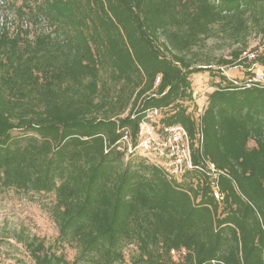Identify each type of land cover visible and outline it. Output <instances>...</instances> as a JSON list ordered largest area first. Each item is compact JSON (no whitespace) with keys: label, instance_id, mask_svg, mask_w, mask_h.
Segmentation results:
<instances>
[{"label":"trees","instance_id":"trees-1","mask_svg":"<svg viewBox=\"0 0 264 264\" xmlns=\"http://www.w3.org/2000/svg\"><path fill=\"white\" fill-rule=\"evenodd\" d=\"M3 2L28 29L0 36V189L51 196L57 230L54 252L25 240L34 262L264 264V86L218 69L250 65L246 50L264 65V0ZM219 33L229 54L197 64L194 49ZM195 73L210 74L203 90ZM205 90L198 114L191 95ZM152 109L201 137L224 174L220 201L204 174L171 181L121 149Z\"/></svg>","mask_w":264,"mask_h":264},{"label":"built area","instance_id":"built-area-1","mask_svg":"<svg viewBox=\"0 0 264 264\" xmlns=\"http://www.w3.org/2000/svg\"><path fill=\"white\" fill-rule=\"evenodd\" d=\"M1 1L0 0V4ZM0 7V36L6 35L14 37L21 35L23 31L28 29L26 21L15 22V20L4 13V2ZM255 53L246 50L241 54L240 60L249 63L246 71L251 74L245 81V87L251 85L264 86V70L255 62ZM228 67L218 68L222 73L226 74ZM232 84H239L240 80L229 78ZM159 83V78L155 84ZM207 90L200 94L193 93L191 102L196 106L197 113L201 114L203 109V100ZM163 111L152 109L145 112L143 118L139 122L137 130V144L135 148L131 147L130 135L128 131H124L119 144L126 155L135 152L139 156L147 159L150 163L159 165L166 177L171 181H180L185 174L194 171L198 174H204L212 187V196L215 200L220 201L222 194L219 192L217 182L223 173L216 170L214 164L205 160L201 155V137L199 141L192 144L188 132L179 125L162 124ZM196 161V162H195Z\"/></svg>","mask_w":264,"mask_h":264},{"label":"rangeland","instance_id":"rangeland-1","mask_svg":"<svg viewBox=\"0 0 264 264\" xmlns=\"http://www.w3.org/2000/svg\"><path fill=\"white\" fill-rule=\"evenodd\" d=\"M9 2L11 4L12 0ZM2 3L1 1L0 7L4 6ZM16 4L18 5L19 2ZM3 11L5 13V8ZM8 15L11 14L8 12ZM258 38L254 32H251L247 38V48L253 49L260 44ZM229 42L221 33L212 36L206 39L200 47L194 49V59L197 60V64L209 62L214 64L219 58L229 54L231 49ZM209 75L198 73L195 79L191 75L189 78L198 82L199 85L195 89L203 90L206 88L205 82L210 77ZM51 200V196L0 189V264H36L24 246L25 240L32 236L52 246L50 248L52 252L57 251L58 248L54 246L57 230L49 216ZM65 252L66 258L71 260L73 252L68 249ZM128 252L130 251H126V254Z\"/></svg>","mask_w":264,"mask_h":264},{"label":"crops","instance_id":"crops-1","mask_svg":"<svg viewBox=\"0 0 264 264\" xmlns=\"http://www.w3.org/2000/svg\"><path fill=\"white\" fill-rule=\"evenodd\" d=\"M259 52L264 54V38H263V43L258 47ZM249 64V63H247ZM261 69L264 70V65L258 64ZM249 65L244 66V65H235L232 66L228 69L227 73L224 74L225 76L227 75L229 78H236L238 80H243L247 74L246 68H248Z\"/></svg>","mask_w":264,"mask_h":264}]
</instances>
